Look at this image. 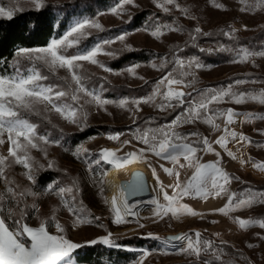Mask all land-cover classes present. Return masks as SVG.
Masks as SVG:
<instances>
[{
  "label": "rangeland",
  "instance_id": "374dc122",
  "mask_svg": "<svg viewBox=\"0 0 264 264\" xmlns=\"http://www.w3.org/2000/svg\"><path fill=\"white\" fill-rule=\"evenodd\" d=\"M67 1L72 0H43L44 6L49 3ZM214 2L223 4L227 10L216 8L213 0H177V3L182 8L189 9L190 15L185 16L179 9L172 6H168L172 9L171 12L165 13L155 6L153 0H134L133 4H123L122 0H116L112 7L107 10H100L95 17L82 18L73 22L70 29L79 21L90 20L100 23L104 30H118L116 33L102 36L99 41L92 45L82 49H79L80 47L78 48L77 45L69 48L68 52L84 51L98 43L103 45L104 40H113V43L103 45V52L96 57L100 63L111 69V71H104L99 65H93L89 62H80L82 64L81 71L89 77L85 80L86 87L100 93L102 98L115 102L126 99L130 103L125 108L118 107L116 103L99 108L94 103H84V99H87L85 97L81 100V103L84 104L87 119L79 125L68 122L51 109L37 117L45 119L44 116H46L47 119L45 120L50 126L56 127L57 132L58 130L73 132L87 127L96 128L97 126L110 124L128 127L120 131L102 132L101 135L80 146L81 149H87L88 151L81 152L79 156L73 155L75 152L64 151L52 143L42 145L44 151L39 149L29 150L34 162V176L36 171L48 168L49 162H51V167L60 168L66 174L76 177V188L79 191L71 195L65 193L64 198L71 201V196L75 195L77 199L73 203L78 205L82 201L85 210L83 214L92 221L91 223H84L74 227L75 216L63 207L59 197L52 192H43L35 189L34 183L29 181L24 174L28 170L23 165L14 163L12 158H9L8 163L10 166L5 167L4 174L12 181L10 186L17 191L28 190L34 193V195H26L21 198L20 206H28L29 215L25 222L29 226L36 227L41 220H46L55 215L59 223L65 228L67 238L81 244L82 247L93 245L89 241L99 240L101 237L111 233V238L117 245L111 248H125L137 253L135 259L121 264H141V262L142 264H201L195 257L180 252L184 244L183 241L173 239L182 234L192 235L196 231L202 233L203 239L212 240L218 248L223 249V252L220 253V261L214 260L211 252L204 255L205 259L213 260V264H221L222 261L230 260L234 261V264H248V261H251V264H264V239H261V237H264V229L258 225L240 229L233 219L234 217L264 219V205H253L251 208H243L225 216L219 214L216 210L227 202L226 195L207 199L184 197L180 203L187 204L193 210L202 213V217L182 215L180 218H174L169 214L163 219H159L153 216L152 210L154 206L148 202L153 198H159L161 203H164L162 196L159 194V185L156 182L157 176L169 195H172V188L168 186L175 184L176 178L164 173L160 167L161 164L164 167H173L170 162L160 160L149 154L147 160L150 163L145 162V160H139L130 162L121 168H113L112 165L101 161L96 171L93 167V161L98 158L101 150L105 148L115 150L117 155L124 156L128 152L142 148L144 145L134 138L137 134V129L143 131L167 125L183 111L180 107L174 110L161 111L156 107V104L163 102L161 96L156 97L155 104L141 103L139 110H136V106L131 103L133 100H142L153 92L155 82L165 73L153 68L152 65H159L164 57H167L170 61H174L177 57L185 61L192 57H197L203 65L202 68L193 69L196 76L195 86L198 89H220L227 87L229 84L232 85L233 91L238 93H256L264 89V56H255L246 62H234L239 60L238 54L242 53L243 50L252 52L264 51V6L257 7V0H247L246 3H242L241 0H214ZM0 6L6 8L20 7L23 11L35 8L31 0H0ZM249 7L255 10H240L241 8ZM113 8L122 9V11L120 14H113ZM144 11L147 12V20L138 27H131L135 17ZM191 17H195V19ZM158 24H169L173 27L179 25L183 30L169 32L167 29H163V35L157 39L150 33L155 30ZM195 27H200L203 32L210 33V35L198 36L195 42L198 46L194 47L190 42L189 33L193 32ZM232 28L236 29L233 37L223 34L231 31ZM84 32L86 35L85 38L81 39L80 44L93 34L101 31L87 27ZM123 34H126L123 42L115 39ZM125 45L128 47L126 48ZM221 46L229 50L221 51ZM200 48L208 51L201 52ZM175 49L180 50L176 51L174 57L171 53ZM132 51L149 52L157 57L144 63L127 64L121 68L114 67V63L120 56ZM106 53H113V55ZM174 66V63H169L165 71L172 70ZM176 67L178 68V66ZM129 68L135 69V75L127 71ZM42 70L45 74L51 76L49 80L43 82L45 84L63 83L60 80L61 77L70 79L69 73L65 69H58L54 76L48 73L47 70ZM186 79H190V77ZM227 79L229 81L221 83V81ZM238 79L244 80L245 83L235 84ZM184 90L192 91L189 88ZM193 96H195V93H193ZM188 99H191V97ZM184 107L186 108L187 104ZM210 108H232L239 113L264 114V105L251 100L240 105L227 100L220 104H213ZM243 119V116L238 117L236 123L230 126L236 132L244 133L253 141L251 145H245L241 148V151L244 153L245 158L251 157L254 162H264V147L256 146L257 144L264 145V135L260 134V130H264V121L253 119L250 123H242ZM144 120L148 123H146V127L140 123L138 124V122H144ZM32 123L37 124L38 121L35 120ZM217 123L223 127L222 119L217 120ZM176 131L183 134L198 131L202 136H208L211 141H214L222 134L221 132L212 131L208 125L201 122L184 124L178 127ZM118 133H122L119 139L110 140L108 138ZM4 139L6 142L0 145V155L7 156L9 144L6 136ZM191 139L194 140L196 138L192 137ZM125 140H130L131 144L125 145ZM213 147L216 151L221 152L223 157L221 166L229 174L240 177L239 181L233 180L227 186L230 192H236L238 198H245L249 189L253 192L264 191V172L254 169L251 164L240 165L238 161H232L227 157L226 153L218 145L213 143ZM229 147L235 151L240 146L229 144ZM198 155L202 156V163L212 162L217 159L214 154L201 152ZM180 162L185 163L182 159ZM135 164L141 165L140 169L148 173L152 185V193L149 196L130 201V204L137 205L134 211L138 212L139 215L125 216L124 223L116 224L113 222L114 217L110 203H105V199L110 201L113 197L107 176L110 171L121 169L122 175L126 179H131L130 177L133 174L131 167ZM89 165H91V171H89ZM153 168H155V175H153ZM178 170L181 173L180 180L182 182L186 181L194 171V169L188 167ZM102 174L105 175L102 177ZM101 177L104 181L103 185L99 183ZM101 187H103V192H101ZM0 195L5 196L4 208L6 210L8 207V193L6 192V185L3 179H0ZM33 204L39 210L38 212L32 209ZM11 206L15 208V203ZM96 217H99V219H95ZM49 230L53 233L56 231L54 225ZM149 233L152 235L150 236ZM134 237L148 239L149 241L144 246H130L122 243V240ZM155 237H159V239ZM222 241L226 242V244L222 243ZM248 244H252L253 247L249 248ZM76 250L71 254L72 264H77L74 258Z\"/></svg>",
  "mask_w": 264,
  "mask_h": 264
},
{
  "label": "snow or ice",
  "instance_id": "6c2138e0",
  "mask_svg": "<svg viewBox=\"0 0 264 264\" xmlns=\"http://www.w3.org/2000/svg\"><path fill=\"white\" fill-rule=\"evenodd\" d=\"M36 10L44 6L43 0H31ZM156 7L160 8L165 13H170L172 6L179 9L180 12L189 16V9L182 8L177 0H153ZM246 3L247 0H241ZM123 4H133L134 0H122ZM214 6L221 10H227L223 4L215 3ZM264 6V0H257V7ZM241 11H253L255 9L241 8ZM20 7H2L0 6V18L12 20L17 12H22ZM122 9L113 8V14H120ZM195 19V17H191ZM87 27L95 28L103 31V27L96 21L84 20L77 22L61 39L52 40L47 47H40L35 49H20L18 50L15 67V74L4 77L0 76V145L6 141L9 144L8 155H0V179L4 180L6 185V192L8 193L7 203L8 207L4 208L5 196L0 195V264H72L71 254L74 250L82 247L81 244L75 243L67 238L65 228L59 223L55 215L46 220H41L38 226L32 227L26 223V218L29 213L28 206L21 207V198L26 195H34V193L23 190L17 191L10 186L12 181L4 174L5 167L10 166L9 158L16 164L23 165L28 171L25 176L29 181L35 182L33 175L34 162L29 154L30 149H39L44 151L42 145L55 143L50 141L47 136L38 135V125L32 123L27 119V115L41 116L49 109L58 113L62 118L70 123L79 125L82 121H86L87 113L84 111V104L81 100L85 97L84 103L95 104L99 108H104L106 105L116 103L118 107L125 108L130 102L126 99H121L118 102L102 98L100 93L95 90H90L85 85V80L88 79L82 73V64L80 62H89L93 65H99L104 71H111L106 68L100 61L96 59L97 55L103 52V45L113 43V40H104L102 44H96L90 49L78 51L76 53H69L68 49L73 48L80 44L81 39L85 38L84 29ZM163 29L169 32L182 31L179 25L173 27L169 24L156 25L155 30L151 31L154 38L159 39L163 35ZM147 31V29H145ZM246 30V26H245ZM236 29L232 28L229 32L223 34L233 37ZM208 36L210 33L203 32L200 27H195L193 32L189 33L190 42L192 46L196 45L198 36ZM126 34L119 35L115 39L123 42ZM127 48L128 46L125 45ZM172 51L171 55L175 57L176 51ZM221 51L229 50L221 46ZM201 52L208 51L200 48ZM113 55V53H106ZM239 60L234 62H246L255 56H264V51L252 52L243 50L239 53ZM20 58L27 59L31 67L21 70ZM169 63H174L172 70L165 71ZM39 65L40 67H37ZM178 66V68L176 67ZM153 68L158 69L165 74L162 75L156 82L153 92L143 98L142 100H133L131 103L139 110L141 103L155 104L156 97L161 96L163 102L156 104L161 111L168 109H176L180 107L183 111L175 116L172 121L164 126L157 128H149L147 130L137 129V134L134 138L144 147L126 153L124 156L117 155V151L111 149H103L99 156L93 162L99 164L104 161L113 166V168H121L124 165L147 160L149 154L154 155L160 160L170 162L173 167H160L164 173L169 176H174L176 182L168 187L172 188V195H169L164 185L160 182L159 177H156V182L159 185V194L162 196L164 203H161L159 198H153L148 203L153 205V216L163 219L169 214L174 218H180L182 215L189 216H203L189 207L187 204H182L180 201L184 197H194L200 199H207L209 197L227 196V202L217 209L219 214L228 216L231 212L241 210L243 208H251L253 205H264V191L253 192L248 190L245 198H238L236 192H230L228 185L233 180L239 181V176L229 174L222 166L223 157L221 152L216 151L213 143L218 145L220 149L226 153L232 161H238L240 165L251 164V166L264 172V162H254L251 157L245 158L244 153L241 151L245 145H251L253 141L244 133H238L230 126L236 123L237 118L243 116L242 123H250L253 119L264 121V114L257 113H239L232 108L219 109L210 108L213 104H220L231 100L237 105L243 104L248 100L258 102L264 105V89L259 92H235L232 85L220 89L213 88H196V76L193 69L202 68L197 57L185 61L180 58H175L170 61L167 57L161 59L159 65L153 64ZM42 69H46L48 73L53 76L58 69H65L69 73L68 77H61L63 83H50L45 84L44 81L49 80V75L45 74ZM179 70V71H178ZM128 72L135 75V69L129 68ZM26 73V74H25ZM179 77V78H178ZM190 79H186L189 78ZM141 79H143L141 77ZM244 80H236L235 84H243ZM189 88L192 91H185ZM195 93V96H193ZM191 97V99H188ZM185 104L187 107L185 108ZM47 119L46 116H44ZM223 120V127L217 123V120ZM201 122L208 125L212 131L221 132L214 141H211L208 136H202L198 131H192L186 134L176 131V129L184 124H195ZM260 134L264 135V130H260ZM122 133L111 135L110 140L119 139ZM195 137L196 139H191ZM125 145L131 144L130 140L124 141ZM239 145L235 151L229 147ZM257 147H264V145H256ZM87 149L78 148L73 155L79 156L81 152H87ZM214 154L216 160L212 162L202 163V156L198 153ZM46 154V152H45ZM181 159L185 163H181ZM49 167L52 166L49 162ZM185 167L194 169L193 174L186 180H180V171ZM91 171V165H89ZM155 175V168L152 169ZM105 174H102V177ZM102 177L99 183L103 185ZM77 182L73 179L72 186L60 187L58 189L49 186V191L57 195L61 204L71 214L75 216L73 226H78L84 223H91L84 215V208L82 201L79 204L76 201V196H71V201L65 200V193H73L76 188ZM78 192L79 189L76 188ZM142 191V184L137 177L130 180L125 185L118 188V194L114 195L111 200L105 199V203H110L111 212L113 213L116 224L124 223L125 216H138V212L134 211L137 207L136 204H130L127 197L129 195H136ZM103 192V187H101ZM15 203V208L11 205ZM34 211H39L35 205H32ZM95 219H99L96 217ZM234 222L238 224L240 229H247L251 225H258L264 229V219H245L234 217ZM215 223V221H213ZM55 227V233L49 229L51 226ZM143 227V225H141ZM151 236L152 234L149 233ZM217 235H219L217 233ZM159 239V237H155ZM173 239L183 241L184 244L180 252L188 256H193L201 264H213V260L205 259L204 255L211 252L214 260L220 261L223 252L222 248H218L212 240L203 239L202 233L199 231L194 232L192 235L182 234L174 237ZM264 239V237H261ZM90 244L102 243L109 247H116L111 238V233L101 237L99 240H91ZM225 243L226 242H223ZM249 248L253 247L252 244L247 245ZM142 264V262H141ZM221 264H234V261H222ZM251 264V261H248Z\"/></svg>",
  "mask_w": 264,
  "mask_h": 264
},
{
  "label": "trees",
  "instance_id": "16d2710c",
  "mask_svg": "<svg viewBox=\"0 0 264 264\" xmlns=\"http://www.w3.org/2000/svg\"><path fill=\"white\" fill-rule=\"evenodd\" d=\"M115 1L72 0L61 3H49L39 10L32 8L18 12L12 20L0 18V76L8 77L15 74L14 65L18 59V50L47 46L52 40L63 37L74 21L82 18H93L100 10H107L112 7ZM147 18L146 11L139 13L135 17L131 27L142 25ZM116 31L118 30L110 29L93 34L86 41L79 44L78 48L82 49L88 45H92L96 41H99L102 36L116 33ZM154 57L157 56L144 51L127 52L116 60L114 67L121 68L127 64L144 63L154 59ZM20 60L22 71L32 66L27 59L20 58ZM37 67L40 66L37 65ZM226 81H229V79L223 80L221 83H225ZM27 119L32 122L38 121V135L47 136L50 141H55L52 144L72 153L76 152L82 144L101 135L102 132L120 131L128 127L110 124L97 126L96 128L87 127L73 132L59 130L57 132V128L50 126L43 118L29 114L27 115ZM139 123L145 125V127L148 124L146 120ZM93 167L96 171L99 168V164L94 163ZM34 177V188L43 192H50L49 186L58 189L60 187L72 186L73 179L77 182L76 177L66 174L57 167L42 168L36 171ZM74 192H76V188L73 189ZM148 241V239L134 237L122 240V243L130 246H144ZM136 256L137 253L131 250L111 248L101 243L81 247L74 253L77 264H121L135 259Z\"/></svg>",
  "mask_w": 264,
  "mask_h": 264
},
{
  "label": "water",
  "instance_id": "95a60500",
  "mask_svg": "<svg viewBox=\"0 0 264 264\" xmlns=\"http://www.w3.org/2000/svg\"><path fill=\"white\" fill-rule=\"evenodd\" d=\"M139 177L141 184H142V191L138 192L136 195H129L128 199L130 201L149 196L152 193V185L150 182V177L148 173L143 169H137L133 172L131 179H126L123 182V185L127 184L128 181L136 179Z\"/></svg>",
  "mask_w": 264,
  "mask_h": 264
},
{
  "label": "bare ground",
  "instance_id": "6f19581e",
  "mask_svg": "<svg viewBox=\"0 0 264 264\" xmlns=\"http://www.w3.org/2000/svg\"><path fill=\"white\" fill-rule=\"evenodd\" d=\"M141 165H133L131 167V170L134 172L137 169H140ZM108 183L111 187V195H117L118 194V188L119 186L123 185L124 180L126 178L122 175V170L121 169H114L108 173ZM131 178V177H130ZM128 199V197H127ZM128 202L130 203V200L128 199Z\"/></svg>",
  "mask_w": 264,
  "mask_h": 264
}]
</instances>
